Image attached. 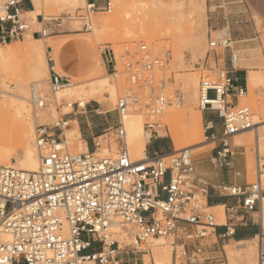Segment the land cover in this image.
Listing matches in <instances>:
<instances>
[{"label":"built area","instance_id":"1","mask_svg":"<svg viewBox=\"0 0 264 264\" xmlns=\"http://www.w3.org/2000/svg\"><path fill=\"white\" fill-rule=\"evenodd\" d=\"M222 1L234 5V11L219 18L227 24L223 29L213 26L209 29L207 55L202 65L201 62L196 65L209 69V64L214 63L210 69L217 70L216 78L202 76L199 81L202 111L218 112L222 122L219 133L213 131V121L204 124V141L215 144L213 163L230 166L235 135L256 126L250 107L238 103L240 97L248 94L247 77L244 85L235 87L234 76L241 60L238 43L247 40L235 36L239 27L249 25L252 14L247 0H215L216 5L222 7ZM241 3H246L245 10L238 5ZM111 5V1L104 5L88 1L80 14L86 30L93 29L92 16L110 12ZM57 20L62 18L42 15L41 26L34 35L49 36L60 26L61 23H55ZM30 30L21 0L0 3L1 45L23 40ZM140 50L137 62L145 70L161 65V59L153 56L146 44ZM100 54L106 70L117 77L118 58L114 49L106 46L100 49ZM123 60L133 81L139 80L138 68L133 70L134 63L126 57ZM67 82L52 66L51 89L56 92ZM143 82L150 91L146 105L153 116L144 128L148 139L153 141L160 137L159 129L163 127L157 118L167 107L181 106L184 95L179 89L169 94L166 81L156 85L152 75ZM232 93L235 101L230 97ZM33 102L35 107L45 106L38 91H34ZM139 103V96L134 94L120 98L116 107L119 124L102 134L116 136L115 153L98 155L99 142L92 150L71 152L65 136L70 123L62 117L52 124H36L35 143L40 157L37 170L0 164V264H137L142 254L150 252L143 247L147 240L176 235L182 223L196 228L195 237L206 233L199 226L214 229L218 226L214 214L206 211L210 184L197 173L192 148L154 151L141 160L131 157L123 117ZM254 148L255 180L244 185L218 184L216 190L237 199L238 205L225 208L228 220L257 226L255 237L262 236L257 264H264V131L258 133ZM113 224L132 234V242L114 238ZM234 233L230 225L220 237ZM204 253V246L199 243L192 249L182 244L180 249L175 247L173 264H203Z\"/></svg>","mask_w":264,"mask_h":264},{"label":"rangeland","instance_id":"2","mask_svg":"<svg viewBox=\"0 0 264 264\" xmlns=\"http://www.w3.org/2000/svg\"><path fill=\"white\" fill-rule=\"evenodd\" d=\"M5 1L0 0V3ZM88 1L90 0H42V11L39 13V19L41 20L42 15L49 18H62V20L55 21V23H61L60 26H57L47 37L33 36L34 38H42L40 41L27 39L23 44L21 41L25 40L27 35L23 40H15L11 43L9 42L7 45L0 44V48L4 51L12 50L14 53V68L11 70V74L16 77L25 78L28 81L27 87L29 88V92L30 88L32 92L35 86L38 88L39 94L45 99L44 107H35L33 106L34 102L26 101L27 109L22 110V119L33 128L34 135L37 123L52 124L62 117L68 120L70 118L69 113L74 110L81 111L83 109H78V102L74 101L76 99L74 95L65 94V98L60 99L61 95L64 94L63 89L67 87L66 85L56 92L51 89V67L45 80L37 83L33 82L27 69V64L35 57L32 50L43 46L47 54L46 58L49 61L50 59L55 61L59 58L62 49L68 43L78 40L87 43L91 47L94 64L89 65V68L93 69V71L98 68L99 72L92 75L81 74L77 77L72 74L67 82L68 84L70 82L74 84L73 88L69 90L72 94L78 90L82 95L87 96L89 100L86 105L91 104L93 107L101 108L103 113L98 116H101L104 120L107 119L109 125H112L113 120L117 118L116 107L119 99L127 94L137 95L140 98V103L132 106L128 112L143 114L145 126V123L153 116L150 114V107L146 105L150 91L145 86L143 80L149 75L153 76L156 85L165 80L170 88L168 93L171 94L172 90L179 89L184 95V101L179 107H167L157 118L163 124V127L159 129L161 136L159 140H164L165 149L168 151H172L180 145L202 141L200 145H204V147L201 150L193 151L195 161H204L212 157V149L215 144L204 141L203 113L199 104V81L202 76L216 78L217 70L210 69L214 68V63L209 64V69H204L196 64L201 62L202 65V61L207 55L209 29L212 26L218 27L220 30L223 29L227 24L219 18L222 14L233 12L234 5L222 1L223 6L218 7L215 0H205L207 10L206 14L203 15L202 13H195L188 6L175 7L172 4L174 0H94L101 5L111 1L112 10L93 15V29L88 31L84 27V20L80 16ZM245 4L241 3L238 5L245 10ZM249 6L250 4H248ZM250 11L252 18H248L250 19L249 25L239 27L238 30L240 31L235 36L237 39H247L238 43L241 49V60L238 63V69L243 70L245 73L250 69H258L262 76V82L260 86L253 89V92L250 93L248 89V94L240 97L238 103L240 106L250 107L253 120L257 123V121L264 119V18L251 6ZM39 26L38 28H40ZM216 34L217 32L213 33L214 36ZM53 39L64 42L60 49L50 48ZM9 44L12 45L9 46ZM142 44L147 45L153 56H158L161 59V65L147 71L137 62L141 57L140 46ZM106 46L112 47L117 55V69L119 71L117 77L111 75L106 70L101 58L100 49ZM123 57L134 63L133 70L138 68L137 74L140 78L139 80L133 81L132 73L125 69ZM1 74L4 73L0 63ZM189 83L197 84V101L193 103V106L189 104V101L194 98L195 93L194 90L191 93L188 92L187 85ZM10 85L14 89L15 84L12 82ZM99 85H104L105 87L98 91L97 94L90 91L92 87H98ZM211 96H214V94L211 93ZM69 101H73L72 108H68ZM16 108V105L10 106L8 112L13 115L16 112ZM193 110L199 115H193ZM36 111H39V114L35 118ZM78 114L83 120H86L85 115ZM212 118L218 122L220 121L219 117L212 116ZM88 119L92 126H94L92 118L89 117ZM68 129H71V126ZM254 131V129H246L240 132L249 140H245L244 143H246H243V145L234 144L232 147V151L234 152L233 160H231L228 168H222L225 170V178L231 179L237 184L244 185L251 183L256 177ZM263 131L264 128L260 130V132ZM144 134H146L145 130L141 136L146 147L144 153L150 154L152 153L151 148L147 147L149 139ZM68 135L71 136L70 132H68ZM10 137V145L6 156L11 157L12 164L18 165V159H21L24 154V146L17 144L12 134ZM97 141L100 143L102 150V153H97L98 155H106L117 151L118 143L115 135H103ZM127 145L133 160L143 158L144 153L141 157H135L131 144V136L128 133ZM73 148H79L76 140L73 141ZM16 149L20 153L17 154ZM215 167L217 170L220 169L217 166ZM234 205L238 204L235 203ZM225 208H206V211L214 214L217 223H227L229 221V214L227 213V216H225ZM113 227L111 230H113L114 238L126 243L132 242V234L119 228L122 230V234L118 235L115 233V229L118 226L116 228ZM198 229L201 232L207 233L203 236L195 237L197 234L196 230L187 231L179 229L176 235L166 239L162 237L152 238L149 239L148 243H162L166 240L174 241L173 246L170 248L171 263L173 262L175 247L180 249L182 244H186V246L192 249L194 244L199 243L205 249L203 257L209 256V259L204 260L203 264H257L260 236L237 244L235 241L229 242L227 238L220 239L212 227L199 226ZM189 234H193L194 236L188 237ZM227 243L231 244L229 246L234 248L232 254H230V258L227 247L223 250V245ZM145 254H149V258L142 254L140 257L144 256V258L141 264H153V254L150 255V252H146ZM154 264H156V261Z\"/></svg>","mask_w":264,"mask_h":264},{"label":"bare ground","instance_id":"3","mask_svg":"<svg viewBox=\"0 0 264 264\" xmlns=\"http://www.w3.org/2000/svg\"><path fill=\"white\" fill-rule=\"evenodd\" d=\"M36 1H37V5L41 6L42 0H36ZM172 4L175 7L188 6L190 7L191 10H194L195 13L198 14L202 13L203 15L206 14V10H207L205 0H174ZM27 39L31 40L34 38L31 35L21 42L24 44L27 41ZM40 40L41 39H39V41ZM11 45L12 44H9V46ZM32 52L34 53L35 57L31 59V61L27 64V69L29 71L30 77L33 79V82L37 83L40 82L41 80L46 79V76L48 75L49 72V63H48V59L46 58L47 54L45 52V48L43 46L34 48ZM14 57L15 56L12 50L4 51L2 48H0V63L3 67V73H4L0 75V164H12L11 157L6 156L8 152V147L10 145V138H11L10 135L12 134L15 140L17 141V144L24 146V154L22 158L18 159V165L17 164L14 165L25 170L35 171L38 169L40 165V157H39V153L37 152L33 128L29 124L25 123L24 119H22V110L27 109L26 101L33 102L34 91L37 92L38 88L34 86L32 92H31V88L29 92V88L27 87L28 81L25 78L23 79V77L20 78L13 76L11 74V70L14 68L13 67ZM12 82L15 84L14 89L10 85V83ZM261 82H262V76L260 75L258 69H250L248 76L249 92L250 93L253 92V89L255 87L260 86ZM65 85L67 87L63 89L64 94L61 95L60 99L65 98V94L74 95V98H76L74 100L75 102L80 103V105L82 106L86 104V102L89 100L87 99V96L85 97L78 90H76V92L74 91V94H72V92L69 91L71 90V88H73L72 87L74 85L73 83H69V84L66 83ZM104 87H105L104 85H99L98 87H92L90 91H92V93L94 94H97L98 91L102 90ZM187 90L190 93L193 92L194 90L195 96L189 101V104L193 106V103L197 101V84L189 83L187 85ZM39 96L43 100H45L41 94H39ZM14 105H16L17 108L15 114L12 115L10 112H8V109L10 106H14ZM72 107H73V101H69L68 108H72ZM192 113L193 115L196 116L199 115L194 110L192 111ZM37 114H39V111H36L35 118ZM142 115L143 114H139V113L133 114L128 112V114H126L123 117V122L125 124L127 133L130 134L131 136V144L133 146V153L135 157H141V155L144 153V150L146 148L144 144L145 142L143 141V139H141V136L145 130L144 120ZM263 128H264V119L257 121L255 128L248 129V130H253V129L255 130L254 144L256 146L258 144V133ZM68 132H70L71 136L68 135ZM240 132L235 135V144L237 145H241V144L243 145L245 140H249L247 137H245L243 133ZM144 135L147 136V134ZM65 136H66L67 146L69 147L70 143H72L69 148L71 149V152L81 153L88 150L85 141H83L81 137L78 126H76L72 130H68V129L65 130ZM74 140H76L77 146H79L78 149L73 148ZM200 144H202V141H197L188 145H180L176 147L175 150H180L182 148L189 147L192 148V152H193L194 150H201V148L204 147L203 145L201 146ZM16 152L17 154L20 153L18 149H16ZM96 153L98 154L102 153L101 148H98ZM146 155L147 153H144L143 158H145ZM143 158L134 159V160H141ZM255 167H256V163H255ZM218 208H222V206ZM215 223L217 224L216 218H215ZM112 226L116 228L117 225L113 224ZM115 233L121 235L122 230L119 229V227H117L115 229ZM257 236L260 235L258 234ZM156 238H160V237H156ZM162 238L166 239V237H162ZM148 242L149 240L146 241L145 243L146 245L145 247L144 246L143 247L144 249H148V248L152 249L151 251L153 252L152 253L153 258L156 261V264H165L166 262L171 260L170 248L172 246L173 241L166 240L165 242L162 243L155 241L156 243H150V244ZM145 256L149 258V254H146Z\"/></svg>","mask_w":264,"mask_h":264},{"label":"crops","instance_id":"4","mask_svg":"<svg viewBox=\"0 0 264 264\" xmlns=\"http://www.w3.org/2000/svg\"><path fill=\"white\" fill-rule=\"evenodd\" d=\"M90 1H94V0H90ZM247 3L250 4L251 8H254L255 11L262 18H264V0H247ZM21 7L23 10V16L26 17L30 21V24H31V30L28 32L29 35L26 38H28L31 35L35 37L34 31L38 29L39 25H41L40 19H39V13L42 11L41 10L42 7L37 5L36 0H21ZM34 39L39 40L42 38H34ZM63 43H64L63 41L53 39V43L50 48L52 49L54 48L58 50L62 47ZM48 63H49V71H50V67L53 66L57 72L65 76L67 79H69L72 74L77 77L81 74H87V75L91 74L92 75L94 73L99 72L98 68L94 69V71L93 69L89 68V65L94 64L91 47L87 43L80 42L78 40L68 43L66 47L62 49L61 54L59 55V58H57L55 61L52 60V62L48 60ZM247 67L249 68L248 65ZM234 76L237 79L235 81V87L244 85L246 77H247V85H248L249 71L247 72V76H246V73L243 70H237L235 71ZM234 94L235 93H232L230 96L233 101H235ZM83 106L84 107L80 105V107H78V109L82 108L83 110L81 111L74 110L73 112L69 113L70 118L68 120H69L71 129H68V130H72L76 126H78L81 137L83 141H85L88 150H92L95 147V144L98 142L97 139L102 137V134L106 129L119 124V115H117V118L113 120V124L109 125L107 119L104 120L101 116H98V115H101V113H103V110H101V108L93 107V105L91 104H88V105L85 104ZM78 113H80L81 115H85L86 120H83L81 116H79ZM88 113H89V116H88ZM202 113H203L204 124L207 123L208 121H213L215 124V129L213 131L215 133L221 132L222 122H221L219 113L216 111L208 110V109L203 110ZM212 116H215L216 118L219 117L220 121L218 122L217 120L213 119ZM89 117L92 118V122L94 123V126H92L91 122L89 121L88 119ZM159 139L160 138H157L156 140H153V142L149 140L147 147L151 148L152 152L168 151L165 149L164 140H159ZM234 144H235V138H234ZM231 160H233V156L231 157ZM210 161H211V157L208 158L207 160L196 162L197 173L203 176L210 184L209 192L207 194L208 208L218 209V207L220 206L227 207V206L234 205L235 203H237L236 198L219 194L216 190V186L218 184H237L233 182L231 179L225 178V170L222 168H228L229 166H220ZM213 164L219 167L220 169L217 170ZM224 214L225 216H227L226 211L224 212ZM226 221H227V218H226ZM217 224L218 226L215 228V233L217 236H219L220 239H222L220 235L226 232L227 226L233 225V229L235 233L232 236L226 237V238L229 242L235 241L237 242V244L243 241H247V239L255 238V235L258 232V228L255 224L245 225L242 223H238L236 220L234 221L229 220L227 223L225 222V223H217ZM181 229L187 230V231L196 230L194 226H190L186 223H182ZM173 243H172V246H173ZM229 245L231 244H228V243L224 244L223 250H225V247H227L228 256L230 258V254H232L234 248ZM148 249L150 250V253H151L150 255H152L153 253L151 251L152 249L151 248H148ZM145 255L146 254H144V256ZM144 256L138 258L137 264H141V261L143 260ZM208 257L209 256L207 257L205 256V258L203 257L202 261L204 262V260L209 259ZM154 262L155 261L153 260V264ZM170 263L171 261H168L165 264H170ZM171 264H173V262Z\"/></svg>","mask_w":264,"mask_h":264}]
</instances>
